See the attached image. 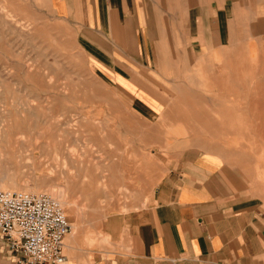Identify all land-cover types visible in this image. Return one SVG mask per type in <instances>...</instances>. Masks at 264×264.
<instances>
[{
	"label": "crops",
	"instance_id": "1",
	"mask_svg": "<svg viewBox=\"0 0 264 264\" xmlns=\"http://www.w3.org/2000/svg\"><path fill=\"white\" fill-rule=\"evenodd\" d=\"M49 1L140 114L180 115L185 132L147 200L63 264H264V0ZM0 264H17L1 233Z\"/></svg>",
	"mask_w": 264,
	"mask_h": 264
},
{
	"label": "rangeland",
	"instance_id": "2",
	"mask_svg": "<svg viewBox=\"0 0 264 264\" xmlns=\"http://www.w3.org/2000/svg\"><path fill=\"white\" fill-rule=\"evenodd\" d=\"M0 20V179H51L77 205L104 206V236L106 218L140 207L166 171V159L185 135L181 116L140 114L129 93L91 66L74 29L54 15L49 0H0ZM29 65L38 81L28 75ZM222 93L215 92V108L229 104ZM26 96L34 99L31 108H18L17 100ZM215 120L226 121L223 115ZM217 137L243 138L234 131ZM251 150L259 154L260 148ZM83 232L75 244L92 248L102 242L86 243Z\"/></svg>",
	"mask_w": 264,
	"mask_h": 264
},
{
	"label": "built area",
	"instance_id": "3",
	"mask_svg": "<svg viewBox=\"0 0 264 264\" xmlns=\"http://www.w3.org/2000/svg\"><path fill=\"white\" fill-rule=\"evenodd\" d=\"M72 225L49 192L0 190V233L17 264H63Z\"/></svg>",
	"mask_w": 264,
	"mask_h": 264
},
{
	"label": "bare ground",
	"instance_id": "4",
	"mask_svg": "<svg viewBox=\"0 0 264 264\" xmlns=\"http://www.w3.org/2000/svg\"><path fill=\"white\" fill-rule=\"evenodd\" d=\"M14 15H15L14 16L15 18H16V16H18L17 14H14ZM10 18H11V16H10ZM26 67H27V73H28V75H31L32 78H35L38 81V76H36V74H34V76L32 75V72H31L32 71V68H31V66L29 65V66H26ZM20 92H18V93H20ZM23 93H25V92H23ZM33 100L34 99H31L30 97H27V96H26V98H23L22 97V99L17 100L16 106L18 108H22V109H30ZM26 114H28V113L26 112ZM19 118H20V120H22L21 117H19ZM22 118H24V117H22ZM19 123H21V121ZM28 124H30V123H28ZM34 124H35V122H34ZM17 125H18V123H17ZM19 126H21V125H19ZM5 132H6V130H5ZM1 133H3V132H1ZM71 153L72 154H75V152H71ZM80 163H81L80 166L83 168L82 162H80ZM155 179H156V177H155ZM80 186H81V188H82L83 191H85V189L87 190L86 184L81 183ZM90 186H92V185H90ZM0 188H4V189H7V190H18L19 189V190L31 191V192H38V190L41 191V189L43 191L44 190L51 191L52 194L51 193L50 194L53 195L61 203V205L66 206L67 211H69L71 213V215L74 217L73 222H71V224H72V231H71V233H69L66 236V238L64 240V242H65V245H64L65 247L64 248L67 247V249H68V248L74 247L75 242L77 241V237L83 232L82 231L83 230L82 225H84V224L86 225V229L84 230L83 233H84V236H85L86 243L92 245L94 243H97L100 239H101V241H104L105 240V236H103L102 233H101V222L103 220V217L106 214V212L103 211V209H104L103 207L104 206L101 207V206L96 205L94 203H92L93 205H89V206H87V205L86 206H79V205H77V203H76L75 200L70 199L69 194H68V192L65 191V189L63 188V185H57V184L53 183V181L51 179H49V180L48 179L47 180H43V179L41 180V179H36V178H22V179L21 178H18V179H16V178H14L12 176L9 179H0ZM105 210H108V209L105 208Z\"/></svg>",
	"mask_w": 264,
	"mask_h": 264
}]
</instances>
